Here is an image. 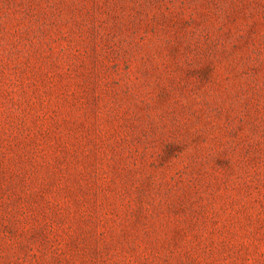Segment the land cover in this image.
I'll return each mask as SVG.
<instances>
[{
    "label": "rangeland",
    "instance_id": "1",
    "mask_svg": "<svg viewBox=\"0 0 264 264\" xmlns=\"http://www.w3.org/2000/svg\"><path fill=\"white\" fill-rule=\"evenodd\" d=\"M0 264H264V0H0Z\"/></svg>",
    "mask_w": 264,
    "mask_h": 264
}]
</instances>
